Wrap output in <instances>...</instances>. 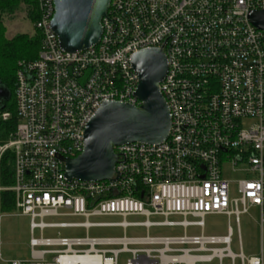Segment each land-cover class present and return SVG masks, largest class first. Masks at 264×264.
Listing matches in <instances>:
<instances>
[{"label":"built area","instance_id":"1","mask_svg":"<svg viewBox=\"0 0 264 264\" xmlns=\"http://www.w3.org/2000/svg\"><path fill=\"white\" fill-rule=\"evenodd\" d=\"M36 1L41 49L19 64L17 127L0 147V161L7 150L14 156L7 190L30 221L32 253L6 264H264L244 254L240 235V217L252 208L264 224V31L249 20L264 0H111L99 43L76 53L63 51L51 28L53 1ZM150 49H162L168 63L159 87L170 110L168 138L115 147L111 180L69 181L65 161L83 153L101 105L140 106L131 58ZM209 216L235 219L238 254L231 226L224 236L204 234ZM69 218L82 222H47ZM101 227L123 236L88 235ZM191 227L201 234L188 235ZM66 228L87 236L34 237ZM161 228L184 234L150 233Z\"/></svg>","mask_w":264,"mask_h":264},{"label":"water","instance_id":"2","mask_svg":"<svg viewBox=\"0 0 264 264\" xmlns=\"http://www.w3.org/2000/svg\"><path fill=\"white\" fill-rule=\"evenodd\" d=\"M52 1L55 15L51 28L63 51L82 52L99 43L111 0ZM249 20L264 31V11L251 12ZM131 66L139 80L135 96L140 106L121 102L101 105L87 124L83 153L65 161L69 181L111 180L118 160L115 147L132 143L158 145L168 138L170 110L159 88L168 72L165 53L162 49L143 50L133 55Z\"/></svg>","mask_w":264,"mask_h":264},{"label":"rangeland","instance_id":"3","mask_svg":"<svg viewBox=\"0 0 264 264\" xmlns=\"http://www.w3.org/2000/svg\"><path fill=\"white\" fill-rule=\"evenodd\" d=\"M7 27L8 38L15 37L18 34H25L29 36L35 35L34 24L28 19L26 6L22 5L15 16H7L4 20ZM239 176L234 175L233 178L237 179ZM115 218H97L93 222L110 223L117 222ZM47 222H82L81 219H53ZM233 229V245L232 251L235 254L239 253L238 246V231L234 218H227L222 216H209L205 219V235H218L224 236L227 234L228 227ZM240 235L243 245V252L246 256H256L264 258V224H261V218L258 209L252 208L248 214L240 217ZM128 235L144 234L143 230H128ZM152 235H166V236H182L183 229L161 228L153 229L150 231ZM188 235L201 234V229L188 228ZM88 235L92 238L103 237H121L123 231L117 228L101 227L92 228L88 231ZM41 236L46 238L57 237H85L87 231L84 229L66 228V229H47L43 233L37 231L34 234L35 238ZM31 229L28 217L23 216L18 211L10 214L0 213V264H6L11 260H30L31 259ZM124 259V258H122ZM227 263V261H226ZM225 263V264H226ZM216 264V262L211 263Z\"/></svg>","mask_w":264,"mask_h":264},{"label":"trees","instance_id":"4","mask_svg":"<svg viewBox=\"0 0 264 264\" xmlns=\"http://www.w3.org/2000/svg\"><path fill=\"white\" fill-rule=\"evenodd\" d=\"M22 5L26 6L28 19L32 23L38 21L36 0H0V88L4 94L0 98V112L11 114V119L0 120V147L10 140L17 127L14 91L19 64L36 60L41 49V36L38 33L33 36L18 34L12 39L6 36L5 18L15 16ZM13 161L14 156L8 150L0 161V185L4 188L0 193V213L6 215L15 211L14 193L7 190L14 185Z\"/></svg>","mask_w":264,"mask_h":264},{"label":"crops","instance_id":"5","mask_svg":"<svg viewBox=\"0 0 264 264\" xmlns=\"http://www.w3.org/2000/svg\"><path fill=\"white\" fill-rule=\"evenodd\" d=\"M13 38V37H12Z\"/></svg>","mask_w":264,"mask_h":264}]
</instances>
